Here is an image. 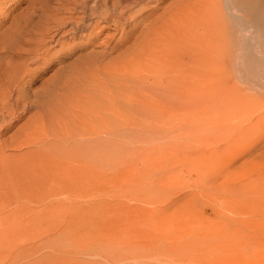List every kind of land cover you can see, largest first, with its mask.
I'll return each instance as SVG.
<instances>
[{
  "label": "rangeland",
  "instance_id": "374dc122",
  "mask_svg": "<svg viewBox=\"0 0 264 264\" xmlns=\"http://www.w3.org/2000/svg\"><path fill=\"white\" fill-rule=\"evenodd\" d=\"M66 1L0 0V37L23 33V46L32 49L39 33L27 21L38 23L41 3L51 7L49 15L55 18L65 20L81 15L79 8L73 10L74 6ZM208 1L161 0L156 10L149 7L136 13L123 27L125 32L133 29L132 33L116 49L113 48L119 45L123 31L102 23L71 35L54 28L48 37L53 42L48 57L47 53H40L43 59L33 64L40 56L38 52L43 51L40 48L34 56L30 55L27 68L25 60L7 56L9 66L32 72L25 80L30 94L51 90L52 103L46 114L49 117L43 120L54 128L61 123L59 127L69 130L70 141L59 142L60 147L51 137L42 141L43 134L30 132L28 127L33 125L39 105L29 108L9 132L0 136V146L7 145L0 155V264H264V94L258 88L243 85L234 76L230 84L232 89L238 86L237 90L215 93V104H220L219 97L225 96L223 103L229 94L256 97L232 101L241 102L240 107L233 113L231 110L224 116L220 114V118L217 110L205 108L188 109L182 116V110L171 111L175 118L172 120L163 112L166 119L155 124L145 122L146 115L139 116L137 128L120 130L121 153L113 144L114 134H104L109 163L97 178L82 177L79 166L68 154L69 150L78 154L84 147V151L89 150L91 143L84 146L83 141L88 140L84 134L93 132L96 126L105 125L103 129L107 130L108 119L114 118L110 111L83 110L96 99L104 102V109L107 107L101 92L92 93V101L82 92L80 67L87 54L104 53L100 58L105 68L122 66L126 62L121 57L125 50L134 46L152 25L161 22L163 16L172 14L179 18L180 14V20H186L184 13L188 9L194 4L209 8ZM92 4L94 1L87 0L88 6ZM183 9L187 10L183 13ZM84 18V26L93 21L88 10ZM189 27L192 30L195 26L178 28L175 33H188ZM58 38L61 42H54ZM190 40L185 41H196L191 37ZM186 42H181V46ZM19 63L22 65L17 66ZM137 73L145 75L146 71ZM251 77L247 76L250 81ZM155 115L151 112L148 117ZM186 116L195 118L185 121ZM81 123L85 124L84 129ZM50 141L57 149L50 146ZM63 152L72 161L60 159ZM114 153L120 155V160L113 159ZM237 153L242 154L232 158ZM45 155L46 161L53 157L56 162L60 159L63 166L74 165L75 190L79 192L70 195L72 198L66 194L51 202L41 194L33 197L34 203L17 198L49 187L59 176L57 173L64 171L45 166ZM83 188L98 193L82 196Z\"/></svg>",
  "mask_w": 264,
  "mask_h": 264
},
{
  "label": "bare ground",
  "instance_id": "6f19581e",
  "mask_svg": "<svg viewBox=\"0 0 264 264\" xmlns=\"http://www.w3.org/2000/svg\"><path fill=\"white\" fill-rule=\"evenodd\" d=\"M92 1H94V4L88 6L87 0H67V4L71 3L74 6L72 8L73 10L79 8L77 12L81 15L66 17L65 20L49 15L51 7L49 8L45 3H41L40 8H42V12L38 16V23H31L32 20L27 21L34 27H37L39 33V36L33 40L34 43L31 44L33 46L32 49H25V46H23L25 44L21 41L25 36L23 33L16 36L3 35L0 37V123H2V125H0V136L4 135L7 131L9 132L13 124L19 122L22 115L25 114L29 108L40 106V110L35 111L33 125L28 127L30 132L37 134V136L38 133L43 134L44 137L41 136L42 141L47 137H51L55 143L58 142V145H61L59 142L64 144L68 143L70 141L69 130H65L63 126L59 127L61 123L59 126L56 125L58 128L48 126L45 124L47 122L43 120L46 116L49 117V115L46 114L48 112L47 108H49L52 103L51 99L53 94H51V90L45 91L46 93H41L42 91L33 93L36 91H32L33 95L30 94V87L28 88V83L25 82L26 77L32 73L29 69H26L28 65L27 61L31 58L30 55L33 54L34 56V54L42 48L43 51L38 52V54L47 53L46 56L48 57L50 46L53 43L50 42L48 37L54 28L59 33L63 32V34L67 33V35H71L78 34V32L84 33L88 30V27H98L102 23L106 24L104 27L114 26L115 30L123 31V37H121L122 39H120L119 45L113 48L116 49L120 47L124 39L132 33L133 29L129 32H125L123 28L128 20L135 18L137 16L136 13L149 10V7L152 10H156L158 3L161 2V0ZM60 2H64V0H60ZM188 5L190 4L188 3ZM207 5L209 8L206 6L205 8H201L198 7L197 4H194L193 8L188 9L185 13L184 10L187 9H183V13L187 17L186 20L185 18L180 20L179 13V18L176 16L174 17L172 14L163 16L161 22L158 21L157 24L152 25L146 33L140 35L134 46L125 50L121 57H123L126 62L124 61L122 66L111 65V68H105L101 66L102 60L100 58L104 53L90 51V53L87 54L86 61L84 60L85 64L80 67V76L84 83L82 84V81H76H78V83L80 82L81 88H83L82 92L88 95H84L85 98L91 96V101L92 93L96 95L98 94L96 93L97 91L101 92L103 99L107 101V107L104 109V107H102V103L104 102L101 103L99 99H96V102L93 101V104L90 103V105L84 107L83 110L88 112L90 110H96L98 112L101 110L110 111L114 114V118L111 120L108 119V122L104 121L105 123L107 122L106 127L108 131L103 129L105 125H103L102 128H98V126L95 125L97 129L95 128L91 133H87L88 131L85 132L83 130L84 133H87L84 135L86 139H88L84 140L83 144L86 146L88 143H91V149L89 147V150L84 151L83 149H85V147L83 146L82 152H77L78 154L69 150L68 154H70L71 159H73V163L79 166L78 168H80L82 177L97 178L104 174L107 164L109 163V154H107L108 148L106 144H104L103 135L112 132L115 137L113 143L116 144L115 149L117 152L121 153L120 149H118V139L121 136L120 130L122 127H128L129 129L137 128L138 119L142 118L143 115H146L145 122L155 124L164 121L166 115H168L167 119L169 120L175 119L172 118V113H169L171 111L182 110L180 114V116H182L183 112L191 108L193 110L198 108L211 109V112H216L217 110V118H220V114L224 116L231 110L233 113L240 107L239 105L241 102L232 101L238 98L247 101L248 97H256V95L253 94H237L233 96L229 94L227 99H224L223 103L222 100L225 96H223V98L219 97L220 104H215L216 101H212L215 99V93L224 90H237L236 88L238 86L232 89L233 85L230 84L234 76H236L239 83L249 85L251 88H258L263 96L264 0H209ZM137 6L141 8L139 7L140 9L135 13H130V11ZM52 10H55V8ZM87 10L93 21L90 25L88 24L89 26H84V15ZM34 12H37V9H35ZM193 25L195 27L192 29V33L191 27L188 28V30L190 29L188 33H175V30L178 28H185ZM154 28L156 29L155 33L151 36V31ZM199 29H202V31L199 32ZM19 30L21 33V28ZM190 37L196 40L193 44H188L185 41H191ZM60 38L53 41L61 42ZM181 42H186V44L182 47ZM42 54L36 57L37 59L33 64L41 62L43 59L41 56ZM8 55L25 60L26 68H19L18 70V68L9 66L6 63ZM19 65L22 64L19 63L17 66ZM141 70H144V72L146 71V74L137 73ZM248 75L257 79L252 80L251 77L250 81V78H247ZM235 85H237V83ZM90 89L93 91L91 92ZM80 91L79 93L83 94ZM103 99L101 100L104 101ZM119 100H122V103H120ZM215 106H217V109ZM74 109L76 108L74 107ZM151 112L156 114L155 118L148 117ZM163 112L167 114L164 115ZM53 115L55 116L56 114L53 113ZM105 116L106 114L104 117ZM139 116L141 117L138 118ZM106 118L103 120H106ZM194 118L195 116H186L184 120L190 121ZM6 120H8V122ZM54 120L57 119L54 118ZM101 123L103 124V121H101L100 124ZM83 125L85 124H82V128L84 127ZM19 132H21V130ZM89 139H91V141ZM49 140L51 139L49 138ZM51 143L53 144V142L50 141V146L52 147L54 144L51 145ZM4 148H7V145L4 144V146H0V155L1 153L3 155ZM63 154L64 152L62 155ZM241 154L242 153H237L233 155L232 158ZM57 156L58 155H56V157ZM64 156L65 155H63V157L60 156L62 158L58 156V158L65 159L66 157ZM45 157L46 155L43 158ZM53 157L49 158L47 161L45 158L44 165L49 168L51 167L52 170L64 169L63 172L57 173L59 176H56L54 179L55 182L50 183L49 187H44L36 192L23 193V195L17 198H24L27 199L28 202L34 203L36 197H39L40 194L45 196L44 198H46V200L49 199L50 202L51 199L58 200V197L63 195L66 196V194H68V196L75 195L74 173L76 170L74 169V165L67 164L63 166L60 159L61 162H59V160L56 162ZM66 159L68 163L72 161L70 159L68 160V158ZM113 159H115V161L120 160V155H113ZM55 172L56 171H54V173ZM64 173L66 174L61 175ZM90 189H81V195L92 196L98 193L96 192L98 190L95 191ZM77 191L79 192V190ZM33 197H35V199H33ZM41 201L43 202L44 199ZM52 204L53 202L51 205Z\"/></svg>",
  "mask_w": 264,
  "mask_h": 264
}]
</instances>
